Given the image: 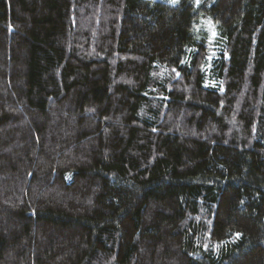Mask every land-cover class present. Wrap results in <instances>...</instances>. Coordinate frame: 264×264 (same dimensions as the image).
Here are the masks:
<instances>
[{"label":"trees","instance_id":"obj_1","mask_svg":"<svg viewBox=\"0 0 264 264\" xmlns=\"http://www.w3.org/2000/svg\"><path fill=\"white\" fill-rule=\"evenodd\" d=\"M0 264H264V0H0Z\"/></svg>","mask_w":264,"mask_h":264}]
</instances>
